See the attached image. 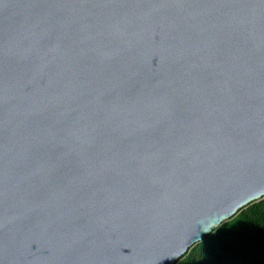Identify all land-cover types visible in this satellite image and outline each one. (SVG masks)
<instances>
[{"label": "water", "instance_id": "95a60500", "mask_svg": "<svg viewBox=\"0 0 264 264\" xmlns=\"http://www.w3.org/2000/svg\"><path fill=\"white\" fill-rule=\"evenodd\" d=\"M264 200V0H0V264H177Z\"/></svg>", "mask_w": 264, "mask_h": 264}, {"label": "trees", "instance_id": "16d2710c", "mask_svg": "<svg viewBox=\"0 0 264 264\" xmlns=\"http://www.w3.org/2000/svg\"><path fill=\"white\" fill-rule=\"evenodd\" d=\"M177 264H264V200L213 231Z\"/></svg>", "mask_w": 264, "mask_h": 264}]
</instances>
